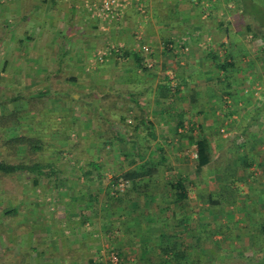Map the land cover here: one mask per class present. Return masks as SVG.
<instances>
[{"label": "crops", "instance_id": "crops-1", "mask_svg": "<svg viewBox=\"0 0 264 264\" xmlns=\"http://www.w3.org/2000/svg\"><path fill=\"white\" fill-rule=\"evenodd\" d=\"M122 2L119 15L105 22L109 17L100 13L101 0H0V18L11 21L8 50L23 54L36 45L37 58L24 54V65L33 59L40 72L53 77L51 63L79 69L87 65L95 36L108 42L105 73L98 77L104 88L91 85L86 94L92 107L106 108L110 100L112 104L113 114L104 119L109 128L102 130L115 132L98 139V146L112 147L107 160L115 175L144 174L137 182L161 175L143 187L141 195L135 191L134 199L126 201L127 209L119 208L120 217L104 222L120 236L114 244L119 251L127 249L126 256L135 252L155 264L161 231L175 232L176 226L181 230L172 239L207 242L208 258L210 244L217 255L241 246L240 241L248 244V236L239 237L240 229L264 222V66L254 59L256 48L264 53V44L259 45L264 39L254 38L260 26L252 7L264 11V0ZM94 18L103 20L97 34L92 31ZM141 57L149 69L141 65ZM12 62L7 56L6 66H15ZM76 71L68 78L71 87L85 76L81 69ZM61 94L68 96L67 91ZM79 96L72 93L74 100ZM201 138L210 146L212 161L206 165L199 164L196 141ZM97 159L90 161L100 163ZM101 174L113 177L102 168L92 176ZM178 178L184 179L188 195L176 203L172 188L162 183ZM211 194H235L237 202L212 206ZM211 223L213 237L201 235L200 226Z\"/></svg>", "mask_w": 264, "mask_h": 264}, {"label": "rangeland", "instance_id": "rangeland-1", "mask_svg": "<svg viewBox=\"0 0 264 264\" xmlns=\"http://www.w3.org/2000/svg\"><path fill=\"white\" fill-rule=\"evenodd\" d=\"M95 20L92 31L97 34V26H102L103 20ZM9 23L8 18H0V159L28 164L54 161L59 170L57 177L43 174L38 180L33 173H0V264H150L153 259L138 258L135 252L126 256L123 252L127 249L119 251L114 244L119 242L120 236L104 226L105 221L111 222L115 216L106 205L111 202L110 195L127 188L125 181L123 187L120 183L114 185L115 177L119 175H115L117 170H112V163L107 160L112 147L98 146L97 142L103 135L111 137L115 132L102 130L109 128L108 122L104 125V119H110L113 114L111 100L106 108H97V104L92 107L91 99L86 95L88 86L93 85L98 90L104 88L105 82L98 77L105 73L103 64L107 58L104 54L109 52L105 47L108 42L103 44L100 38L97 39L99 35L95 36V46L89 51L87 65L79 68L83 72L77 68L73 70L70 65L58 68L57 63H51V70L56 73L47 77L33 59L31 65H24V54L37 58L36 45H31L23 54L8 50ZM15 34V37L19 35ZM261 44H264L262 40ZM254 54L255 61L264 66L263 49L256 48ZM7 56L15 66H6ZM23 69L26 76L21 72ZM76 70L85 76L71 87L68 78L76 74ZM249 70L253 71V68ZM14 71L20 73L16 75ZM43 91L46 93L40 94ZM65 91L67 97L61 94ZM74 92L80 94L76 100L72 97ZM261 92L259 90L256 95ZM118 117L116 115V119ZM89 126L95 127L96 131H91ZM21 135L29 140L18 145L16 139ZM32 142L42 148L33 151ZM97 157L102 171L113 176L100 183L86 180L80 172L81 166H87ZM115 166L122 165L116 163ZM179 229L176 226L175 230ZM242 242L237 244L244 247ZM210 245L215 249L213 244ZM127 247L133 248L130 244ZM231 250L227 256L231 254L237 258L234 263H250V251L246 252L249 256L244 257L240 246ZM218 255L223 259L217 264H223L226 259L221 253ZM204 259L211 258L206 255Z\"/></svg>", "mask_w": 264, "mask_h": 264}, {"label": "trees", "instance_id": "trees-1", "mask_svg": "<svg viewBox=\"0 0 264 264\" xmlns=\"http://www.w3.org/2000/svg\"><path fill=\"white\" fill-rule=\"evenodd\" d=\"M252 7H254V20L258 22V25L260 26V31L255 30V37H261L264 39V19L261 17H264V11L261 10L257 5L252 4ZM139 61L141 62V65L144 67V69H149L147 66V62L145 63L144 58H140ZM220 67H223L224 69L227 68L226 65H222ZM46 92H48L46 90ZM45 91L41 92L40 94L46 93ZM17 98V97H15ZM1 103V102H0ZM17 110L14 111V116L17 115ZM19 144H24L27 139H25V136L21 135L20 138L16 139ZM32 141V140H31ZM31 149L33 151H38L42 148L41 145H38L34 142H32ZM198 154H199V164L200 165H206L212 161L211 155H210V146L209 141L206 138H201L196 141ZM148 163L143 165V168L146 169L148 167ZM166 167V166H165ZM102 165L96 161H90L88 162L87 166H81L80 172L81 175L84 176L86 180H91L95 182H103L104 178H102V174L99 175L97 178H93L92 174L94 175L95 170H101ZM48 169V170H47ZM58 167L56 166V163L51 161L48 164H45L41 161L33 162V163H24V162H13L8 161L4 158L0 159V173L2 174H13V173H19V172H26V173H33L36 175V180H38V176L46 174V175H52L54 174L55 177L58 175ZM144 174L136 175V171L130 172L127 175H119L115 177L114 185L117 186L119 183H123L124 181L127 183V188L124 191L119 190L116 195L112 194L111 202H107L108 208H111L114 215H120L121 210L120 207H123L124 209H127L125 204L127 203L129 199H134V193L142 194L145 190L142 188H148L151 185V181H157V177L159 179L158 175L153 180L152 177H150L149 180L146 182H137L136 177H140L142 179ZM142 176V177H141ZM59 179V177L57 178ZM143 180V179H142ZM119 184V185H120ZM162 185L165 189L172 188L173 191V199L174 201L181 202L183 201L187 195L188 192H185L184 190L186 187L184 186V179L178 178L172 181L167 182L166 180L163 181ZM140 194V195H141ZM228 194V193H227ZM227 194H220V196L215 197L214 195H209V201L212 206L218 205L223 206L226 203H236L237 198L236 195H232L229 197ZM199 231L201 232V235L207 234L210 237H213L214 231H213V224H205L204 226H200ZM217 231H220L219 228ZM169 232V233H168ZM216 232V231H215ZM241 234L239 237L248 236L249 242L246 245L244 244L241 247V253L244 257H248L250 255L249 264H264V222L263 225L260 227H247L240 230ZM178 231L175 230V232H171L169 229H163L161 231V242L159 244L160 247V253L156 258V264H217L221 258H218L217 256V250L212 249V257L211 259L205 260L206 251L207 248H205V244L207 242H199V243H183L179 240H174V238L177 235ZM177 239V238H176ZM213 241V239H212ZM214 245V244H213ZM234 246V245H233ZM235 248V247H234ZM251 252V254L247 255L246 252ZM223 257L226 259L223 264H227V262L230 263L233 262V264H237L236 261L237 258H234L233 256H227L228 253H221ZM235 259V260H234ZM234 260V261H233Z\"/></svg>", "mask_w": 264, "mask_h": 264}, {"label": "built area", "instance_id": "built-area-1", "mask_svg": "<svg viewBox=\"0 0 264 264\" xmlns=\"http://www.w3.org/2000/svg\"><path fill=\"white\" fill-rule=\"evenodd\" d=\"M123 7H124V4L122 0H101L99 9L101 10L100 12L101 14L107 17H115L119 15V13L123 10ZM144 49L146 51L150 50L148 46H144ZM107 53L108 52L106 51L104 55H107ZM102 58H103V55H102ZM222 131L224 132V129H222ZM123 183L120 184L121 187H123L124 185Z\"/></svg>", "mask_w": 264, "mask_h": 264}]
</instances>
